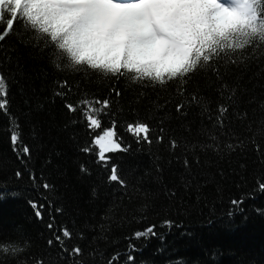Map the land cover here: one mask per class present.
<instances>
[{
  "label": "snow or ice",
  "instance_id": "obj_1",
  "mask_svg": "<svg viewBox=\"0 0 264 264\" xmlns=\"http://www.w3.org/2000/svg\"><path fill=\"white\" fill-rule=\"evenodd\" d=\"M99 12L130 22L123 41L117 42L112 31L101 33L95 28L96 14ZM85 37L97 46H122L119 62H96L82 57L84 44L81 41ZM134 47L136 55L133 54ZM20 48L28 50L29 55L35 58H46L57 72H63L65 68L74 73L84 69L83 80L74 85H70L67 79H57L50 102L55 103L57 99L62 102L65 130L81 123L92 133L101 130L90 143H79L74 134L71 139L78 152L85 157L75 161L79 176L90 178L95 174L97 177V183L91 188L92 198H97L101 189H104L106 196L113 197L102 217V220L110 222L113 208L124 200L139 201L140 214L151 211L156 193L143 186L142 177L134 175L132 170L125 172L109 155L132 152V145L125 143V138L118 132L116 117L123 112V108L114 107L113 100L108 97L89 96L87 89H82V84L97 73L106 80L114 81L130 76L132 83L140 88L133 101L135 104L143 102L148 90L159 93L173 89L174 98L165 97L161 101L157 96L149 101L151 108L143 118L138 115V109H132L135 119L125 121V131L139 146L137 150L144 146L151 149L153 145L167 142L170 156L167 163L171 164L175 159L184 172L191 175L193 167L200 166V152L220 153L224 148L234 151L245 139L235 131L233 117L241 122L247 120V111L241 112L239 107L248 87L240 79L230 84L221 65H224V69L247 66L257 58V52L264 54V0H232L231 4L223 0H0V51L5 60L11 61L12 54ZM102 67L111 74L101 71ZM202 71L215 76L220 99L214 109L201 95L199 83H193ZM190 84L193 88L191 92L188 91ZM73 87L82 89L83 98L76 103L67 99ZM110 93L115 94L117 103L123 95L116 87H111ZM252 100L249 97V103ZM169 104H173L177 115L182 117H188L193 107L198 109L194 115V118L199 117L200 125L196 135L203 137L202 140L188 141L184 137L185 144L182 146L180 141L168 134L165 125L170 116ZM11 105L9 75L0 69V113L8 119L11 151L23 165L22 169H16L14 176L19 180L27 172L33 183L40 181L41 199L31 200L29 205L34 216L47 229V236L46 249L39 254L32 252L30 241L0 243V264H120L122 253L115 250L107 252V245L111 243L109 224L85 223L77 226L73 222V227L69 228L66 224L57 223V216L64 215L65 208L49 198L48 194L55 191V184L44 179L43 173L37 176L31 170L33 147L25 139L23 125L12 112ZM260 110L264 113V103L260 105ZM105 117L109 119L107 127H104ZM153 119L158 121L156 125L150 122ZM258 123L256 132L264 133V115ZM190 125L191 122L185 126L188 133L192 132ZM247 131L251 133L247 139L259 153L260 163L264 164V146L255 140L256 133H252L250 124ZM184 148L191 152V156ZM176 149L181 151L176 152ZM161 159L156 156L153 162L157 178L164 171ZM46 163L51 164V158ZM220 175L223 177L224 173ZM185 186H189L188 181H185ZM162 190L167 199L178 198L174 189L165 186ZM257 192L264 194V180L257 183L248 194L249 198L254 199ZM230 202L234 208H239L244 199L241 197ZM131 218L134 219L135 215ZM166 223L171 226L173 222L168 220ZM90 232L93 233L91 237ZM157 235L155 224L134 233L136 238ZM41 236H45V233H41ZM127 239L128 254L124 259L126 264H135V256L131 253L136 245L131 242L132 237Z\"/></svg>",
  "mask_w": 264,
  "mask_h": 264
},
{
  "label": "trees",
  "instance_id": "obj_2",
  "mask_svg": "<svg viewBox=\"0 0 264 264\" xmlns=\"http://www.w3.org/2000/svg\"><path fill=\"white\" fill-rule=\"evenodd\" d=\"M12 55V60L8 61L0 51V69L9 75L12 112L19 118L25 139L33 147L34 157L30 168L37 176L43 173L44 179L55 184V191L48 194L49 198L65 208V214L57 216L58 224H66L69 228L73 227V222L77 226L85 223L109 224L111 243L107 245V252L115 250L122 253L120 264H126L127 237H132L131 242L136 245L131 253L135 256V264H264V212L258 211L264 210V194L257 192L254 199L248 196L257 183L264 180V164L260 163L259 153L247 139L251 134L247 131L250 124L252 133H256L255 140L264 146V133L256 132L258 121L264 115L260 110V105L264 103V54L257 52V58L247 66L224 69V65H221L230 84L240 79L248 87L239 107L241 112L247 111V120L241 122L233 117L235 131L245 139L234 151L224 148L220 153L200 152V166H194L191 175L185 173L175 159L171 164L167 163L170 158L167 142L153 145L151 149L144 146L137 150L139 146L125 131V121L135 119L132 109H138V115L143 118L151 108L149 101L157 96L161 101L165 97L174 98L173 89L159 93L148 90L143 102L135 104L133 101L140 88L132 83L130 76L114 81L106 80L97 73L82 84V89L86 88L89 96L108 97L113 100L114 107L123 108V112L116 117L118 132L125 138V143L132 145V152L109 155L125 172L132 170L134 175L142 177L143 186L156 193L151 211L140 214L139 201L124 200L113 208L110 222L102 220V217L113 197L106 196L104 189H101L100 195L92 198L91 188L97 183V177L95 174L90 178L79 176L75 161L85 157L78 152L71 139L74 134L79 143H90L101 130L92 133L83 123L65 130L62 102L59 99L55 103L50 102L57 79H67L70 85H74L83 80L84 69L74 73L65 68L63 72H57L46 58H35L23 48ZM196 82L200 85L201 95L214 109L220 99L215 76L202 71L194 78L193 83ZM111 87L123 93L118 103L115 94L110 93ZM82 89L73 87L67 96L68 101L76 103L83 98ZM192 90L190 84L188 91ZM249 97L253 98L251 103ZM168 110L170 116L165 125L168 134L180 141L182 146L185 144L184 137L188 141L203 139L196 135L200 126L199 117L194 118L198 112L196 107L191 109L188 117L177 115L173 104L168 105ZM150 122L156 125L158 121L153 119ZM189 122L191 133L185 131ZM7 124L8 119L0 113V243L30 241L32 252L39 254L46 249L47 229L34 216L29 201L41 199L42 189L40 181L33 183L27 172L19 180L15 178L14 172L17 168L22 169L23 165L11 151ZM108 125L109 119L105 117L104 127ZM93 149L95 151V146ZM183 150L191 156L187 148ZM175 151L180 152L181 149ZM156 156L162 158L164 165L159 178L153 171ZM49 158L51 164L46 163ZM221 172L224 173L223 177ZM185 181L189 182V186H185ZM165 186L174 189L178 198L167 199L162 190ZM241 197L244 199L243 205L234 208L230 201ZM45 212L47 220V209ZM133 215L134 219L131 218ZM168 220L173 222L171 226L166 223ZM151 224L156 225L157 236H134L136 231L144 230ZM41 233H45V236L42 237ZM92 235L90 232L89 237Z\"/></svg>",
  "mask_w": 264,
  "mask_h": 264
},
{
  "label": "clouds",
  "instance_id": "obj_3",
  "mask_svg": "<svg viewBox=\"0 0 264 264\" xmlns=\"http://www.w3.org/2000/svg\"><path fill=\"white\" fill-rule=\"evenodd\" d=\"M130 26V22L127 20H121L115 16L108 17L103 12H99L96 14L95 28L98 29L101 33H108L109 31L114 32L117 42L123 41ZM81 42L84 44V47L81 49L82 57H89L96 62H119V56L122 52V46L112 47L111 44H99L97 46L95 42H90L87 37L83 38ZM133 54H137L135 47ZM101 71H105L106 74H111L107 73L106 69H104L103 67L101 68Z\"/></svg>",
  "mask_w": 264,
  "mask_h": 264
},
{
  "label": "rangeland",
  "instance_id": "obj_4",
  "mask_svg": "<svg viewBox=\"0 0 264 264\" xmlns=\"http://www.w3.org/2000/svg\"><path fill=\"white\" fill-rule=\"evenodd\" d=\"M123 2H128V0H123ZM223 2L231 4L232 0H223Z\"/></svg>",
  "mask_w": 264,
  "mask_h": 264
}]
</instances>
